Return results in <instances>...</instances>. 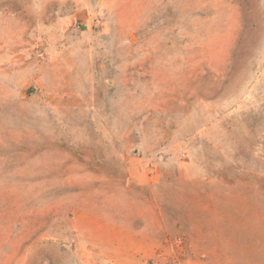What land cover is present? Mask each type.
I'll list each match as a JSON object with an SVG mask.
<instances>
[{"label":"rangeland","instance_id":"rangeland-1","mask_svg":"<svg viewBox=\"0 0 264 264\" xmlns=\"http://www.w3.org/2000/svg\"><path fill=\"white\" fill-rule=\"evenodd\" d=\"M0 264H264V0H0Z\"/></svg>","mask_w":264,"mask_h":264},{"label":"water","instance_id":"water-1","mask_svg":"<svg viewBox=\"0 0 264 264\" xmlns=\"http://www.w3.org/2000/svg\"><path fill=\"white\" fill-rule=\"evenodd\" d=\"M32 93V87H29L25 90L24 96L28 97Z\"/></svg>","mask_w":264,"mask_h":264}]
</instances>
